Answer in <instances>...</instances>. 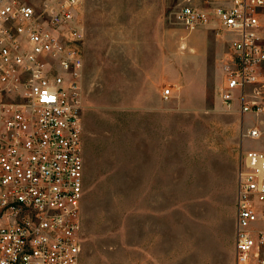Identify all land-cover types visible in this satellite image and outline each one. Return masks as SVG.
Instances as JSON below:
<instances>
[{
    "label": "rangeland",
    "instance_id": "374dc122",
    "mask_svg": "<svg viewBox=\"0 0 264 264\" xmlns=\"http://www.w3.org/2000/svg\"><path fill=\"white\" fill-rule=\"evenodd\" d=\"M229 4L85 0L80 264H236L238 170L264 152L246 136L264 115L221 102L229 44L177 19Z\"/></svg>",
    "mask_w": 264,
    "mask_h": 264
},
{
    "label": "built area",
    "instance_id": "2783aa9c",
    "mask_svg": "<svg viewBox=\"0 0 264 264\" xmlns=\"http://www.w3.org/2000/svg\"><path fill=\"white\" fill-rule=\"evenodd\" d=\"M263 12L264 0H230L177 13L187 32L211 27L229 44L220 100L256 117ZM85 40V0H0V264H80ZM238 180L236 264H264V152L242 153Z\"/></svg>",
    "mask_w": 264,
    "mask_h": 264
},
{
    "label": "crops",
    "instance_id": "0c3cea01",
    "mask_svg": "<svg viewBox=\"0 0 264 264\" xmlns=\"http://www.w3.org/2000/svg\"><path fill=\"white\" fill-rule=\"evenodd\" d=\"M81 259H82V254H81V258H80V263H81Z\"/></svg>",
    "mask_w": 264,
    "mask_h": 264
}]
</instances>
